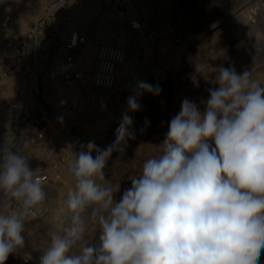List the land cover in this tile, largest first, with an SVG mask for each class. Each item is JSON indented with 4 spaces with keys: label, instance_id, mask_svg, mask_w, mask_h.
Returning a JSON list of instances; mask_svg holds the SVG:
<instances>
[{
    "label": "clouds",
    "instance_id": "9594fccd",
    "mask_svg": "<svg viewBox=\"0 0 264 264\" xmlns=\"http://www.w3.org/2000/svg\"><path fill=\"white\" fill-rule=\"evenodd\" d=\"M202 112L185 99L169 124L159 153L144 160L120 202L119 185L105 180L104 168L133 121L125 114L116 141L105 149L88 142L74 154L68 172L70 227L51 230L40 264H259L264 250V84L249 71L220 66ZM159 95V85L136 84L137 96ZM149 121L145 120V124ZM97 155L93 158L92 153ZM6 198V200H5ZM46 192L23 148L0 145V264L25 243L26 221L36 219ZM102 230L100 246L87 243L90 230ZM77 252L66 255L71 248Z\"/></svg>",
    "mask_w": 264,
    "mask_h": 264
},
{
    "label": "built area",
    "instance_id": "2783aa9c",
    "mask_svg": "<svg viewBox=\"0 0 264 264\" xmlns=\"http://www.w3.org/2000/svg\"><path fill=\"white\" fill-rule=\"evenodd\" d=\"M143 1L43 0L40 16L26 26L20 25L21 4L0 3V145L23 148L46 192L36 219L26 221L24 246L7 264L30 263L31 237L50 205L49 191L74 157L68 145L75 153L82 150L80 129L93 130L97 106L118 89L119 69L133 48L157 36L146 22ZM60 85L83 95L65 98L60 107ZM105 116L120 119L111 110ZM17 207L7 201L0 211Z\"/></svg>",
    "mask_w": 264,
    "mask_h": 264
},
{
    "label": "rangeland",
    "instance_id": "374dc122",
    "mask_svg": "<svg viewBox=\"0 0 264 264\" xmlns=\"http://www.w3.org/2000/svg\"><path fill=\"white\" fill-rule=\"evenodd\" d=\"M6 1L14 4L12 0L3 2ZM39 1L36 0L37 7L40 6ZM142 4L141 9L145 13L146 22L156 29L157 36L147 44L133 48L129 61L133 65L143 60L142 62L149 67L148 74L146 73L142 81L159 85L161 92L159 95L143 92L137 96L139 110L124 112L123 105H127L128 97L133 95L134 91L118 88L103 105L104 110H99L97 115L104 117L105 112L111 110L119 114L120 119L110 121L107 131L100 132V138L92 136L91 138L89 132L92 131L87 130L86 133V127L80 129L84 144L94 142L100 149H105L115 143L116 130L123 116L127 114L132 118L133 123L128 129L133 134L132 137H126L113 150L103 170L106 181L119 185V191L114 194L116 203L120 202L124 192L132 187V179L141 175L144 160L159 153L158 146L166 138L170 121L180 112L185 99L194 101L203 112L206 105L202 101L209 98L208 89L218 87L212 80L220 66H233L238 73L251 72V63L247 66L240 58L243 50L240 47L235 49L240 37L250 42L259 33L260 38H264L262 29L257 30L250 20L244 21L242 19L245 18L239 17L244 10L251 7L253 13L250 19L264 18V0H171L172 6L169 10L162 9L157 3L152 9L147 10L144 1ZM20 6L18 13L20 17L23 16L20 19L22 24L24 22L30 24L38 18H29L26 13L29 7L22 1ZM241 45L247 47L244 41ZM151 48L152 59L144 60L147 50ZM174 53L179 55L176 56ZM248 55L252 58L251 54ZM157 70H161V77ZM146 119L149 121L148 124H145ZM91 120L93 129L98 130L94 120ZM96 155V152L92 153L93 158ZM68 168L69 166L63 174L56 177L49 191L50 205L54 209L66 208V187L69 185H66L64 175L68 174L74 181ZM60 217V223L59 218L44 217V226L31 237L34 248L29 252L31 256L29 264H40V258L50 244L49 231L58 230L63 235L64 229L70 227L68 212L65 211ZM101 235L102 230L99 227L90 230L86 236L87 243L98 248ZM76 252L77 249L73 247L66 255L71 256ZM259 264H264V250L261 251Z\"/></svg>",
    "mask_w": 264,
    "mask_h": 264
},
{
    "label": "bare ground",
    "instance_id": "6f19581e",
    "mask_svg": "<svg viewBox=\"0 0 264 264\" xmlns=\"http://www.w3.org/2000/svg\"><path fill=\"white\" fill-rule=\"evenodd\" d=\"M3 1L4 0H0V2H3ZM12 1L14 2V4L17 3V5L21 4V1H22V3H25L29 7L27 12H26L27 15L29 16V18H35L36 19L37 17L40 16V13L43 9V0L39 1L40 2L39 7H37L38 5L36 6V0H12ZM155 3H157L159 7H162V9H165V10L166 9L169 10L170 6H172L171 0H144V7H146L147 10H148V8L152 9V7L154 6ZM167 13H169V12H167ZM252 13H253V11L251 10V7H249L246 10H244V12H242V14L239 15V17L245 18V19H242L244 21L250 20L253 27H255L257 30L262 29L264 31V18H262V19H250V18H252ZM227 23H229V22H227ZM20 25L26 26L27 23L24 22L23 24L21 23ZM260 37H261V35L258 33L254 37V39H252L250 42H246V40H243V38L240 37V40L238 41L239 44L237 43L238 45L235 46V49H238V47H240V49L243 50V52L240 53L241 55L240 54L239 55H240V58L243 59V62L247 66H248V64L251 63V66H250V68L252 69V70L250 69L251 78L253 80L259 81L261 84H264V38L261 39ZM243 41L246 43L247 47H242L241 44L243 43ZM118 42H121V41H118ZM121 43L125 44V42H121ZM180 49H178V50H180ZM147 51L148 52H146L147 53L146 57H144L143 59L145 60L147 58L150 61L152 59V48L148 49ZM239 51H238V53H239ZM236 52H237V50H236ZM174 54H176V53H174ZM248 54H251L252 58L251 57L249 58L250 55H248ZM177 55H179V53H177L176 56ZM142 61L139 60L138 64L134 63L132 65V63L128 59L121 66V68L119 69L118 88L132 89L134 91L137 82L145 79L146 75L148 74V67L149 66L146 65L145 62L143 63ZM155 69H156V67H155ZM157 72L159 73V76L161 77L162 76L161 70H157ZM59 93L62 95V99L58 103V105L60 107L64 106L65 102L68 101L65 98H74L75 99V98H81L83 95L79 88H66V87H63L61 85H60ZM123 106L124 107L122 108V110L124 112L126 110L129 111L128 104L127 105L125 104ZM99 110H104L103 105L97 106L95 114L92 115V117H93L92 119L96 123L98 130L93 129L94 130L93 131V130L85 129L86 133H87V130L92 131L91 133L89 132V134H90V137L92 136L93 138H100L101 137L100 132H102V130H104V132H106L109 125H110V120H108L105 115H103L104 117H100L97 115ZM84 145H86V144H84ZM83 148H84V146H83ZM82 150H86V149L84 148ZM73 160H74V157L70 159L69 166ZM64 178L67 181L66 185H69L66 187V192H68L69 190H71L74 187V181H72L71 177L68 174H65ZM65 211H67V210L64 207L54 209L51 207V205H49V207L47 208V212L45 213L44 217L45 216L50 217V218L54 217V219L59 218V223H60L61 222L60 216L62 214H64ZM43 224L44 223L42 221L40 223V227H39L40 229H42V227L44 226Z\"/></svg>",
    "mask_w": 264,
    "mask_h": 264
}]
</instances>
